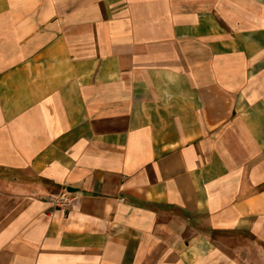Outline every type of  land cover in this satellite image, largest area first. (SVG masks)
Returning a JSON list of instances; mask_svg holds the SVG:
<instances>
[{
    "label": "crops",
    "instance_id": "0c3cea01",
    "mask_svg": "<svg viewBox=\"0 0 264 264\" xmlns=\"http://www.w3.org/2000/svg\"><path fill=\"white\" fill-rule=\"evenodd\" d=\"M0 264H264V0H0Z\"/></svg>",
    "mask_w": 264,
    "mask_h": 264
},
{
    "label": "built area",
    "instance_id": "2783aa9c",
    "mask_svg": "<svg viewBox=\"0 0 264 264\" xmlns=\"http://www.w3.org/2000/svg\"><path fill=\"white\" fill-rule=\"evenodd\" d=\"M48 200L56 208L64 209V208H66L67 206H69L72 203L73 198L70 196L69 193L64 192V193H61V194L50 195L48 197Z\"/></svg>",
    "mask_w": 264,
    "mask_h": 264
}]
</instances>
